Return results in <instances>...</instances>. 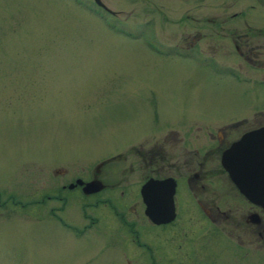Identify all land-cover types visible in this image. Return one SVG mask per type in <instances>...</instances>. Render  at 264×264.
<instances>
[{
	"label": "rangeland",
	"instance_id": "374dc122",
	"mask_svg": "<svg viewBox=\"0 0 264 264\" xmlns=\"http://www.w3.org/2000/svg\"><path fill=\"white\" fill-rule=\"evenodd\" d=\"M100 1L114 14L93 0H0V264H133L116 250L114 225L81 218L80 197L60 207V223L48 215V173L77 175L146 132L151 102L167 119L182 110L195 118L202 105L224 106L225 118L254 95L148 47L164 48L177 17L166 7L179 0ZM203 1L204 23L228 18L221 0ZM103 209L91 214L105 221Z\"/></svg>",
	"mask_w": 264,
	"mask_h": 264
},
{
	"label": "flooded vegetation",
	"instance_id": "af4514ba",
	"mask_svg": "<svg viewBox=\"0 0 264 264\" xmlns=\"http://www.w3.org/2000/svg\"><path fill=\"white\" fill-rule=\"evenodd\" d=\"M236 2L221 0L228 18L204 23L203 0L194 6L179 0L166 7L177 17L170 18L164 48L147 45L165 57L200 62L216 78L246 84L254 91L248 106L232 115L229 107L224 118V106L202 105L195 118L182 110L167 119L151 102L146 132L94 158L83 173L68 175L58 167L48 173L52 186L41 198L52 202L48 215L60 223L58 212L71 194L80 197L81 218L114 225L116 250L133 257V264H264V208L239 191L222 165L234 142L264 127V0H243L235 8ZM78 180L101 188L85 194ZM98 207L109 212L107 220L91 214Z\"/></svg>",
	"mask_w": 264,
	"mask_h": 264
},
{
	"label": "water",
	"instance_id": "95a60500",
	"mask_svg": "<svg viewBox=\"0 0 264 264\" xmlns=\"http://www.w3.org/2000/svg\"><path fill=\"white\" fill-rule=\"evenodd\" d=\"M93 1L104 7L100 0ZM222 164L230 177L237 180L239 191L247 199L264 208V127L243 134L223 153ZM77 183L83 182L78 180ZM100 188L101 186L89 181L83 183L82 191L87 194ZM146 212L148 213V207Z\"/></svg>",
	"mask_w": 264,
	"mask_h": 264
}]
</instances>
